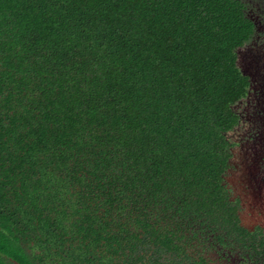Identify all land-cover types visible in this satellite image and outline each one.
Segmentation results:
<instances>
[{"label":"trees","instance_id":"trees-1","mask_svg":"<svg viewBox=\"0 0 264 264\" xmlns=\"http://www.w3.org/2000/svg\"><path fill=\"white\" fill-rule=\"evenodd\" d=\"M263 3L0 0V264H148L152 204L240 231L220 173Z\"/></svg>","mask_w":264,"mask_h":264},{"label":"flooded vegetation","instance_id":"flooded-vegetation-1","mask_svg":"<svg viewBox=\"0 0 264 264\" xmlns=\"http://www.w3.org/2000/svg\"><path fill=\"white\" fill-rule=\"evenodd\" d=\"M255 18L260 26L254 45L264 53V29L260 30L264 28V24L262 18ZM252 69L245 75L248 79V95L238 107L243 115L242 121L244 117L250 120L249 127L245 130V145L259 142L258 153L248 148L249 160H246L245 170L253 172V177L257 179L251 185L255 190L259 189L257 191L262 198V205L257 204L254 199L246 198L251 189L246 181L250 173L245 175V186L240 189L237 184L228 181L230 174L237 171L240 164L237 152L234 151L241 142L232 138L237 129L235 128L231 133L232 142L228 145L229 157L220 173V184L226 190L228 201L236 205L235 214L241 230L233 234L221 226L222 233L219 234L216 222L200 224L199 218L192 224L193 221L172 216L170 209L152 204L148 208L151 215L147 232L150 256L148 264H264V57L260 62L259 77ZM258 82L256 86L255 83ZM240 125L239 123L238 127ZM254 154L257 157L251 159ZM244 194L245 225H241L239 213L244 210Z\"/></svg>","mask_w":264,"mask_h":264},{"label":"water","instance_id":"water-1","mask_svg":"<svg viewBox=\"0 0 264 264\" xmlns=\"http://www.w3.org/2000/svg\"><path fill=\"white\" fill-rule=\"evenodd\" d=\"M247 47V46H246ZM245 46L238 48L237 49V60H236V64L239 67L240 71L242 74L244 75H248L252 68V66H256L257 63L260 64V59L258 57V54H254L252 57H250V55L248 56L245 50ZM259 82L256 84V86H258ZM244 101V100H243ZM242 102V101H241ZM240 102V104H241ZM240 104L238 106H240ZM241 113V111H239ZM243 117V116H242ZM232 133V132H231ZM234 134V132H233ZM259 142L254 143L252 142V144H249V146L245 145V140L241 142V144L238 145V147H236V150L234 152H237L238 158L240 159V164L238 166V170L237 171H233L230 176L228 177V181L233 183V184H237L238 185V189L242 188L243 185L245 186V175L250 173V176L246 178V181H248V183L250 184V191L249 194L246 196V198L249 199H254L256 201L257 204L262 205L261 204V200L262 198L260 197V193L258 192L259 189H254L253 183H255L257 181L256 178L253 177V172H250L249 170H245L247 167V162L246 160H249V155H248V148H250L251 151L258 153L259 150ZM257 155L254 154L253 158H256ZM235 158V157H233ZM251 166V165H250ZM249 171V172H247ZM227 178V177H226ZM258 190V191H257ZM245 191V190H244ZM243 201V207L244 210L241 211L239 213V219H240V223L241 225L244 224L245 225V194L242 197ZM15 263L17 264V262L15 261Z\"/></svg>","mask_w":264,"mask_h":264},{"label":"rangeland","instance_id":"rangeland-1","mask_svg":"<svg viewBox=\"0 0 264 264\" xmlns=\"http://www.w3.org/2000/svg\"><path fill=\"white\" fill-rule=\"evenodd\" d=\"M258 5H259V7H258L259 9H255L254 8V13H256V14L260 13V14L263 15V13H264V3L263 4H258ZM262 18H263L262 22L264 24V16H262ZM259 26L260 25L258 24V27ZM263 29L264 28H261L260 30H263ZM245 48H246L245 50L247 52L246 54L248 56L250 55V57H252L254 54H258V57H259L260 61L261 60L263 61L264 53H263V51H261L259 49V47L255 46V45H252V46H247ZM259 67H260L259 63H257L256 66L255 65L252 66V68H253L252 70H253L254 73H256L257 77H259ZM245 119H246V121H244ZM244 120L241 122V126L237 127V129H236V131L234 133L235 135L232 137L233 140H235V141L237 139H239V142L244 141L245 130L249 127V122H250V120H248L247 117H244Z\"/></svg>","mask_w":264,"mask_h":264}]
</instances>
